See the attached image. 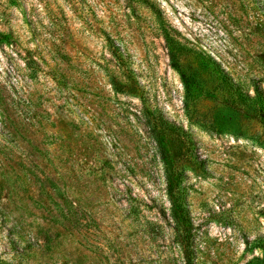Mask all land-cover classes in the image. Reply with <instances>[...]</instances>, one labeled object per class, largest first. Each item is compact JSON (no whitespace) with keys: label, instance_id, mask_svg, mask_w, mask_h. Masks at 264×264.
Returning <instances> with one entry per match:
<instances>
[{"label":"rangeland","instance_id":"obj_1","mask_svg":"<svg viewBox=\"0 0 264 264\" xmlns=\"http://www.w3.org/2000/svg\"><path fill=\"white\" fill-rule=\"evenodd\" d=\"M218 71L264 97V0H0V260L264 264V118Z\"/></svg>","mask_w":264,"mask_h":264},{"label":"trees","instance_id":"obj_2","mask_svg":"<svg viewBox=\"0 0 264 264\" xmlns=\"http://www.w3.org/2000/svg\"><path fill=\"white\" fill-rule=\"evenodd\" d=\"M170 44V43H169ZM170 59L174 62H177V55L175 51L173 50V47L170 49ZM175 64V63H174ZM223 83L224 88L232 92L240 102H254V104L257 105V110L260 115V117L264 118V97L262 94L256 90L255 95L251 97L248 93H241L237 89H235V86L231 83V80L228 78V76L225 74L224 71H218ZM183 79L186 80V76L182 75ZM162 126L166 128H173L172 125H170L168 122H166L163 118H161ZM161 155L162 160L165 164V176L167 181V193L171 200V218L174 222V229L176 232V236L178 238L183 237L186 239V236L188 237L190 234V215L188 210L183 205L182 201V195H181V179L178 175H176V172L174 169L169 166V163L166 159V153L161 149ZM190 263V261H189ZM0 264H8L4 261L0 260Z\"/></svg>","mask_w":264,"mask_h":264}]
</instances>
